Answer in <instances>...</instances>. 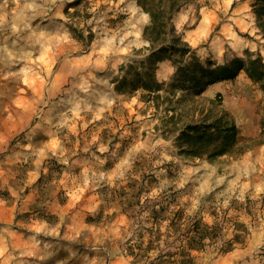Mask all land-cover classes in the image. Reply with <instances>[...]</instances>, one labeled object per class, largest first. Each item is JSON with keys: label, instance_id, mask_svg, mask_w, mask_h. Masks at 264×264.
Returning a JSON list of instances; mask_svg holds the SVG:
<instances>
[{"label": "rangeland", "instance_id": "obj_1", "mask_svg": "<svg viewBox=\"0 0 264 264\" xmlns=\"http://www.w3.org/2000/svg\"><path fill=\"white\" fill-rule=\"evenodd\" d=\"M149 19L137 0H0V264H264V0L173 15L236 71L183 102L234 120L240 151L213 159L164 132L168 103L115 88Z\"/></svg>", "mask_w": 264, "mask_h": 264}, {"label": "trees", "instance_id": "obj_2", "mask_svg": "<svg viewBox=\"0 0 264 264\" xmlns=\"http://www.w3.org/2000/svg\"><path fill=\"white\" fill-rule=\"evenodd\" d=\"M203 2L205 0H137L150 17L143 29V36L149 42L145 46L147 51L141 59L121 66L115 88L123 93L140 89L141 99L153 103L156 108L168 103L164 106V132L174 136L183 153L213 159L240 151L234 120L228 111L214 106L200 118L184 120L181 115L186 104L183 102L200 96L208 84L230 78L236 71L227 65H205L182 39L173 21V15L181 8L188 5L197 8ZM163 60H168L175 68L168 81L160 79L157 73ZM210 101L216 104L215 99Z\"/></svg>", "mask_w": 264, "mask_h": 264}]
</instances>
